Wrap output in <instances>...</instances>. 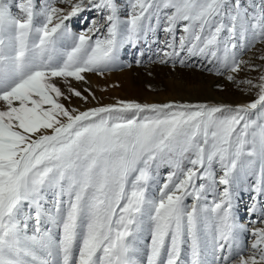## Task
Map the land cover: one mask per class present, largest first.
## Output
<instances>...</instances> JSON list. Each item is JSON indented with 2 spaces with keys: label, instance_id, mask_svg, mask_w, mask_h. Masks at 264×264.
<instances>
[{
  "label": "snow or ice",
  "instance_id": "snow-or-ice-1",
  "mask_svg": "<svg viewBox=\"0 0 264 264\" xmlns=\"http://www.w3.org/2000/svg\"><path fill=\"white\" fill-rule=\"evenodd\" d=\"M59 3L0 0V264H264V70L234 75L264 44V0H87L101 19L78 34L65 21L85 0ZM141 40L160 63L199 58L256 98L61 103L87 99L70 78L118 67Z\"/></svg>",
  "mask_w": 264,
  "mask_h": 264
},
{
  "label": "rangeland",
  "instance_id": "rangeland-1",
  "mask_svg": "<svg viewBox=\"0 0 264 264\" xmlns=\"http://www.w3.org/2000/svg\"><path fill=\"white\" fill-rule=\"evenodd\" d=\"M123 3L124 0H118ZM57 6L67 11L69 5L59 3ZM85 10L65 21L66 27L72 32L85 31L93 20H100L97 11L92 9L87 0ZM163 39V34H160ZM95 39V36L93 37ZM157 47L154 43L141 40L136 45L127 44L120 50V65L103 74L98 72L84 73V81L70 78L71 86L87 99L72 96L70 100L61 99V103L70 109L85 111L89 108L116 104L117 101H135L141 104L175 103H214L236 107L246 104L256 98L258 89L250 88L247 84H236L226 77L227 72L218 75L209 71L211 67L199 58H190L184 65L178 61L160 63L157 57ZM264 44L257 43L254 47L244 51L239 59L248 61L239 73L234 74L237 80L251 79L257 81L264 70ZM140 63H137V59ZM255 65V68L250 67ZM60 81L62 91L67 94V85ZM94 82V83H93ZM168 169H161V176L166 175ZM243 187V186H242ZM250 193L240 191L237 201V213L241 223H248L254 219L249 216L247 207L251 203ZM191 203V201H188ZM253 225L249 224V227ZM260 226V225H256ZM251 237H248L250 241Z\"/></svg>",
  "mask_w": 264,
  "mask_h": 264
},
{
  "label": "bare ground",
  "instance_id": "bare-ground-1",
  "mask_svg": "<svg viewBox=\"0 0 264 264\" xmlns=\"http://www.w3.org/2000/svg\"><path fill=\"white\" fill-rule=\"evenodd\" d=\"M56 83L58 84V86L62 85L60 81L56 80ZM94 83V82H93ZM209 105H218V104H214V103H208ZM221 105V104H219Z\"/></svg>",
  "mask_w": 264,
  "mask_h": 264
}]
</instances>
